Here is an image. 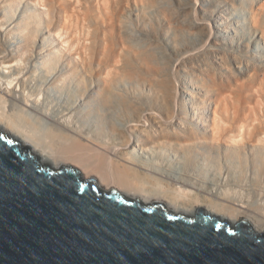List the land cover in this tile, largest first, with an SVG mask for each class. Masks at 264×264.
<instances>
[{
    "label": "bare ground",
    "instance_id": "1",
    "mask_svg": "<svg viewBox=\"0 0 264 264\" xmlns=\"http://www.w3.org/2000/svg\"><path fill=\"white\" fill-rule=\"evenodd\" d=\"M22 2L0 0L2 128L42 162L78 166L106 190L166 201L190 217L206 207L210 216L264 232V205L232 199L198 168L200 160L217 163L226 184L235 181L229 167L238 162L241 178L251 172L264 193V0H32L44 11L17 21ZM133 6L155 8L157 17L145 11L137 20ZM37 77H52L51 86L67 88L73 100L69 112L52 117L49 136L20 113L45 100L41 90L28 91ZM169 152L181 159L182 177L169 174Z\"/></svg>",
    "mask_w": 264,
    "mask_h": 264
},
{
    "label": "water",
    "instance_id": "2",
    "mask_svg": "<svg viewBox=\"0 0 264 264\" xmlns=\"http://www.w3.org/2000/svg\"><path fill=\"white\" fill-rule=\"evenodd\" d=\"M0 264H264V236L104 192L0 126Z\"/></svg>",
    "mask_w": 264,
    "mask_h": 264
},
{
    "label": "rangeland",
    "instance_id": "3",
    "mask_svg": "<svg viewBox=\"0 0 264 264\" xmlns=\"http://www.w3.org/2000/svg\"><path fill=\"white\" fill-rule=\"evenodd\" d=\"M32 0H23V2H22V4H20L16 9V11L13 13V16H14V19L15 20H17V21H20V20H22L23 18H26L28 15L30 16V15H33V14H35L34 12H37V13H42V11H44V10H40V8H36V6L34 5V4H31L30 2H31ZM174 1V5L176 4V2H177V0L175 1V0H173ZM30 7V10L27 12V7ZM135 8V9H134ZM145 9V8H143V7H140V9ZM133 9L135 10V16H133L135 19H137L138 20V15H140V13L141 14H144V12L145 11H147V15L149 16V17H151V15H150V13L152 14L153 13V15H152V18H153V16L156 14H158V13H156L157 11L155 10V8H151V9H147V10H143L142 11V9L140 10V11H138L137 10V7L136 6H133ZM26 11V12H25ZM229 12V11H228ZM227 12V13H228ZM233 13H236L235 11L233 12ZM237 14V13H236ZM0 15H3V13H2V10L0 9ZM246 14L243 12V13H241V15L239 14V16L241 17V21H245L244 23L247 25V20L245 19L246 18V16H245ZM140 17V16H139ZM155 17H157V16H154V18ZM234 17V15L231 17V18H233ZM184 18H186V17H184ZM14 19L12 20V21H14ZM20 19V20H19ZM139 20H140V18H139ZM11 21V22H12ZM16 22V21H15ZM138 22V21H137ZM140 22V21H139ZM10 23V22H9ZM140 24H142V23H140ZM42 27H43V30H45V31H48L47 30V24H45V23H43L42 24ZM132 26H131V24H130V27H129V30H132L131 32H135L134 30H133V27L131 28ZM248 28H250V27H248ZM242 31V30H241ZM250 31L251 30H249V29H247L246 30V33H245V37L246 38H248V40H250V41H252V43H253V41H254V39H252L251 37H252V35L250 34ZM187 33V32H186ZM185 32H183V33H181V35H180V38L182 37V35L184 36V38L182 37V39L183 40H185L187 37L192 41V39H191V36L192 35H190V34H186ZM133 34V33H132ZM135 34V33H134ZM186 34V35H185ZM136 35H139V34H137L136 33ZM20 37H17L16 39H14L13 40V42H15V44H13L12 45V47L10 48V49H13V48H15L14 46H17V44L18 43H20L21 41H20ZM262 41V40H261ZM12 42V41H11ZM12 42V43H13ZM18 42V43H17ZM165 42H166V44H170L169 46H171L172 45V40H167V39H165ZM168 42V43H167ZM40 44H42V40H41V42L40 41H38V45H40ZM263 52V51H262ZM264 55V54H263ZM263 59H264V57H263ZM181 73L182 74H184L183 73V71L181 70ZM178 78H179V80H186V79H188L189 77H187V76H177ZM41 78V79H40ZM45 78H47L46 76H45ZM50 78H52V77H49L47 80L46 79H43L42 80V77H37L35 80H33V79H30V89L28 90L29 92L30 91H34V93L35 94H37L40 90V93L42 92V94H44V96L42 95V97L45 99L43 102H41L40 103V107H36V108H40V109H33V108H31V109H27L28 111H30V112H28V111H25V112H20L21 113V116H23L24 117V119H26V121H28V123H29V121H30V123H31V125L32 126H34V128H36L37 129V131L39 130V133H40V135L41 136H43V134H45V132L47 131V132H49V130L51 129V130H53V126H55L54 124H52L53 123V118L52 117H54L55 115H57V113H59L60 114V112H62L63 110L64 111H66V109H67V111H66V113L67 112H69L71 109H72V106H73V104H72V102H73V100L70 98L71 96H70V94H69V92H68V90H67V88H64V89H56V88H53L52 86H51V84H50V81L52 80V79H50ZM184 80V81H185ZM188 80H192V78H189ZM40 83V84H39ZM39 85V86H38ZM33 86V87H32ZM32 87V88H31ZM71 87V86H70ZM181 88V90H183V86H181L180 87ZM55 89V90H54ZM65 89H66V91H65ZM37 90H39V91H37ZM60 90V91H59ZM40 93H38V94H40ZM47 93V94H46ZM49 98H48V97ZM191 96H188L187 95V99L188 100H192V97L190 98ZM72 98H74V97H72ZM56 103V105H57V107H55L54 106V110H52L53 108L51 107V105H53V103H51L52 102V100ZM51 102H50V101ZM60 100V101H59ZM47 101H49V102H47ZM45 102V103H44ZM50 103H51V105H50ZM45 104V105H44ZM50 107H49V106ZM55 105V104H54ZM44 106V107H43ZM50 109V110H48V108ZM45 109H47V110H45ZM69 109V110H68ZM14 110H15V108H14ZM41 110V111H40ZM58 110V111H57ZM62 110V111H61ZM16 112H19V109L17 110H15ZM44 111V112H43ZM47 111V112H46ZM52 111V112H51ZM11 112H13V110H11ZM27 112V113H26ZM48 112H50V113H48ZM44 113H46V114H44ZM53 113H55V114H53ZM23 114V115H22ZM49 114V115H48ZM28 116V118L27 117H25V116ZM38 115H40L41 116V118H40V116H38V118H37V116ZM53 115V116H52ZM32 116V117H31ZM34 116V117H33ZM46 116V117H45ZM48 116H49V118H48ZM22 117V118H23ZM33 118V119H36V120H33V122H32V120L31 119ZM30 119V120H29ZM38 119V120H37ZM50 119L52 120V121H50ZM92 120V119H91ZM35 122V123H34ZM34 123V124H33ZM38 123V124H37ZM51 125H53V126H51ZM78 126H79V124H77ZM76 125V126H77ZM77 126V127H78ZM87 126H89L90 128H92V124H90V125H87ZM50 127V128H49ZM3 129L6 131V133L13 139V140H15L16 142H18V143H20V144H22V145H24V146H27V144H24L22 141H20V140H18L17 138H15V137H13V135L12 134H10V131L8 130V128H6V127H3ZM50 130V131H51ZM38 133V132H37ZM39 133H38V135H39ZM43 133V134H42ZM50 133H52V132H49V134L48 133H46L45 134V136H49L50 135ZM32 147V146H31ZM171 155V156H170ZM150 156H151V159H153L152 157H153V155H150V154H147V156H146V154H145V158H147V159H149L150 160ZM40 157V156H39ZM154 157H155V154H154ZM41 159V158H40ZM42 161V160H41ZM170 161V162H169ZM169 161H168V164H170L171 165V170H170V175L171 176H173L174 177V175L176 176L175 178H179V177H182V167H183V163H182V161H181V159L180 158H178L177 157V155L175 154V153H173V152H169ZM198 162H200V164L198 165L199 167L198 168H201V170H202V172H203V174H202V177H205V178H202V180L204 181V182H206V181H208L209 183H214V181H215V183H217L218 182V184H219V189H221V190H219L220 192L221 191H223L225 188V190H227V192L229 193V195L231 196V198H232V195H233V198L235 199V200H243L244 202H246L248 205H249V202H250V205H264V193L263 192H260L259 191V188L258 187H256V186H254L255 185V182H254V174H252L251 172H249L248 173V179L247 178H244L243 177V179L241 178L242 176H243V170L241 169V167H240V169L239 168H236L237 166L236 165H239L238 164V162H232L233 163V165L231 166V167H229L230 168V173H232L233 172V174H231V179H235V181L233 180V181H230V182H227L226 184H225V182H226V179H225V175L227 176L228 175V173L227 174H225V171H226V169H223V170H221V168L219 167V165L217 164V163H208V164H211V166L210 165H208V166H204V165H202L203 163H207V162H203V161H198ZM226 162V161H225ZM44 163V162H43ZM237 163V164H236ZM244 163H245V161H244ZM46 165H50V164H47V163H45ZM51 166V165H50ZM177 166V167H176ZM228 166H230V165H228ZM234 166V167H233ZM156 168L155 169H157V166H155ZM64 168H73L75 171H78V172H82V170H81V168L80 167H78V166H74V165H69V164H65V165H62L61 167H59V168H57L59 171H61L62 169H64ZM158 168H161V167H158ZM229 168H228V170H229ZM181 169V170H180ZM157 170H159V169H157ZM160 171H162L161 169H160ZM181 172V173H180ZM181 175V176H180ZM179 176V177H178ZM221 176H222V178H221ZM218 178V179H217ZM91 181H94L95 183H97V184H100L101 185V183H100V180L99 179H97L96 177H91V178H89ZM213 180V181H212ZM238 181V182H237ZM234 183V184H233ZM221 185V186H220ZM228 185V186H227ZM102 186V185H101ZM102 188H103V190H104V192H107V193H109V192H112V191H115V192H117V193H119V194H124L122 191H120V190H117V189H111V190H106L105 189V187H103L102 186ZM249 193V194H248ZM126 195V194H125ZM128 196V195H127ZM236 196V197H235ZM243 196L245 197V198H243ZM250 196L252 197V198H250ZM129 197V196H128ZM130 199H132V200H134V201H137V202H143V201H141V199L140 198H132V197H129ZM232 198V199H233ZM237 198V199H236ZM246 199V200H245ZM256 202V203H255ZM146 204H148V205H162V206H164V208L165 209H167V210H171V209H169L168 208V206H167V202L166 201H159V200H155V201H153V202H151V203H146ZM205 209H206V207H201V208H199V210H198V212L200 211V210H203V211H205ZM198 212H197V214H198ZM196 214V215H197ZM206 214H208V213H206ZM182 215V214H181ZM212 215V214H211ZM188 217H190V216H188ZM195 217V216H194ZM212 217H217V218H220V220H222V222H224V223H227V224H229V225H231V226H234L228 219H223L222 217H219V216H217V215H212ZM248 226L250 227V229L251 230H253L259 237L260 236H264V232H262V233H259V232H257L253 227H252V225H250V224H248Z\"/></svg>",
    "mask_w": 264,
    "mask_h": 264
}]
</instances>
